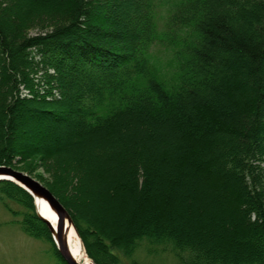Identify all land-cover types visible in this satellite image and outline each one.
<instances>
[{"label": "trees", "instance_id": "1", "mask_svg": "<svg viewBox=\"0 0 264 264\" xmlns=\"http://www.w3.org/2000/svg\"><path fill=\"white\" fill-rule=\"evenodd\" d=\"M163 8L167 75L150 56ZM35 159L94 264L141 246L264 264V0H0V165ZM8 199L53 242L29 192L0 180L21 214Z\"/></svg>", "mask_w": 264, "mask_h": 264}, {"label": "rangeland", "instance_id": "2", "mask_svg": "<svg viewBox=\"0 0 264 264\" xmlns=\"http://www.w3.org/2000/svg\"><path fill=\"white\" fill-rule=\"evenodd\" d=\"M165 10L168 11L166 8H163L162 11L164 12H161L158 16V38L155 40L154 44H152L150 48V54H151L150 56L152 57V62L155 63V65L159 66L160 69H165L166 74L165 73L163 74L167 75L170 74L172 71L168 68L169 67L173 68L174 66L173 65L174 47L167 42V38L172 32V29L171 26L168 25L169 24L167 20L168 12H166ZM107 15H108L107 11H103V12L101 11L97 13L96 16L98 17L102 16L106 18ZM92 21L95 22L96 21L95 18L92 17ZM108 21L110 22L109 24H111L108 27H112V25H114L113 18H109ZM37 31L38 30L36 29L30 30L31 33H36ZM170 81L172 80L170 79ZM246 90L248 92H251L252 87L248 86L246 87ZM242 99L243 98L241 96H237V98H233V97L230 99L227 98L225 100V103L228 107L231 106L232 108L237 110L238 106L241 104ZM237 101H239L240 103H237ZM27 115L33 119L32 126H34L35 129L42 124L41 121L42 119L40 117H34L30 112H27ZM251 120L252 117L248 113L242 111L237 114L235 122L244 131L247 125H249ZM12 167H14L17 170L30 174L31 176L39 180L42 184H44L47 187L46 184L49 181L50 176L42 166V160L35 159V161H29L27 163L24 162L17 166H12ZM27 169L29 171H27ZM29 194L31 195V193ZM8 202L14 211L21 212V214L15 215L12 212V210L5 207L4 203L0 200V264L58 263L59 256L55 253V248H54L55 242L53 241L52 236L51 238L53 242H49L47 239L36 238L27 234L20 225V220L22 219V215H23L22 213L25 212L27 209L13 200L8 199ZM33 203H34V198H33ZM75 229L77 231L76 227ZM123 263L124 264H135V263L179 264L177 258L174 257L172 253L163 252L161 250L155 252H148L145 246H141L138 249L137 253L133 257H131V259L127 257L124 258Z\"/></svg>", "mask_w": 264, "mask_h": 264}, {"label": "water", "instance_id": "3", "mask_svg": "<svg viewBox=\"0 0 264 264\" xmlns=\"http://www.w3.org/2000/svg\"><path fill=\"white\" fill-rule=\"evenodd\" d=\"M0 180H10L15 182L16 184L23 187L25 190H27L34 198L35 194H38L45 199L48 200L49 204L52 205L56 211L59 214V221L56 226V234L57 238L55 239V245L63 257V259L66 261L67 264H80L78 261L75 260V258L72 256L70 251L68 250V247L65 243V231H66V225H65V218L68 217L71 223L73 224L72 218L70 217L68 211L66 208L61 204V202L56 198V196L46 187L44 184H42L39 180L31 176L30 174L17 170L12 166L7 165H0ZM35 204V201H34ZM37 215L42 219L46 225L48 226L49 230L52 232V223L50 220H48L44 215H41L38 213L37 208L35 207ZM74 226V225H73ZM51 236L53 238V234L51 233Z\"/></svg>", "mask_w": 264, "mask_h": 264}, {"label": "bare ground", "instance_id": "4", "mask_svg": "<svg viewBox=\"0 0 264 264\" xmlns=\"http://www.w3.org/2000/svg\"><path fill=\"white\" fill-rule=\"evenodd\" d=\"M34 201H35V207L37 208L38 213L41 215H44L48 220L52 223V234H53V241L57 238L56 234V226L58 224V221L60 220L59 214L56 211V209L49 204L48 200L44 197L35 194L34 195ZM65 227L66 231L64 234L65 237V243L68 247V250L72 254V256L75 258L76 261H78L80 264H94V262L88 257L82 241L69 220L68 217L65 218Z\"/></svg>", "mask_w": 264, "mask_h": 264}]
</instances>
